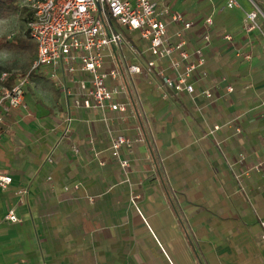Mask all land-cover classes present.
I'll return each mask as SVG.
<instances>
[{
  "label": "crops",
  "instance_id": "crops-1",
  "mask_svg": "<svg viewBox=\"0 0 264 264\" xmlns=\"http://www.w3.org/2000/svg\"><path fill=\"white\" fill-rule=\"evenodd\" d=\"M237 2L164 0L192 23L167 26L172 43L186 41V64L204 56L195 96L163 86L161 69L177 76L168 61L148 72L149 44L125 29L103 67L118 73L108 85L124 114L75 105L87 74L36 70L0 133V172L12 179L0 188V264H201L177 212L205 264H264V0ZM256 7L260 29L247 32ZM110 132L139 140L121 151L127 170Z\"/></svg>",
  "mask_w": 264,
  "mask_h": 264
},
{
  "label": "built area",
  "instance_id": "built-area-1",
  "mask_svg": "<svg viewBox=\"0 0 264 264\" xmlns=\"http://www.w3.org/2000/svg\"><path fill=\"white\" fill-rule=\"evenodd\" d=\"M25 6L34 12V17L27 24V31L37 44V55L31 70L20 77L13 89H4L0 96V133L5 123V116L11 110L25 107V90L30 82L31 73L44 66L56 70L64 68L70 74L80 71L89 76V88L77 107L101 109L126 113L128 106L117 101L120 91L108 85V81L118 77L117 71H104V51L126 43V38L119 30L139 32L143 41L149 44L153 60L146 65L147 71L155 69L158 61H168L170 69L177 73L176 78L165 75L161 69L158 74L163 86L177 94L187 93L195 96L196 89L190 83L193 75L204 64L200 50L195 52L196 61L189 62L190 53L186 50V41L179 34L180 40L172 43L167 35L168 22L180 23L189 30L192 23L185 21L183 15L174 13L164 0H26ZM237 0H228V7H238ZM258 7L247 15L244 28L247 32L260 29ZM208 29L213 25L212 18L205 19ZM226 40L232 41L230 36ZM209 41V35L205 36ZM178 54V58L175 55ZM241 57V55H239ZM249 60V55H244ZM77 66H79L77 68ZM130 74H139L141 69L129 67ZM4 73L1 80L8 78ZM230 91H232L230 89ZM206 98L212 99V93L204 91ZM139 140L110 132V150L123 170L130 168L129 160L121 157L123 149L131 150ZM12 179L0 172V188L7 189ZM9 220L19 222L14 212ZM262 241L264 243V220L261 221Z\"/></svg>",
  "mask_w": 264,
  "mask_h": 264
},
{
  "label": "trees",
  "instance_id": "trees-1",
  "mask_svg": "<svg viewBox=\"0 0 264 264\" xmlns=\"http://www.w3.org/2000/svg\"><path fill=\"white\" fill-rule=\"evenodd\" d=\"M20 1L21 0H0V18L9 17L12 14L18 13L22 9L23 13L26 15V22L28 23L29 21H31L34 17V12L27 8L25 4L24 6H22V8H20ZM0 48H8L10 51H16L22 56L21 62L18 64L20 72L15 69L4 68L0 66V85L4 89L11 90L16 85L18 79L20 77L26 76V74L31 70L37 55V44L30 36L29 31L26 30L15 35L8 41L1 42ZM4 73H8L9 76L8 78H6V80L2 81L1 77ZM35 74L36 71H33L31 73V78L35 76ZM177 213L179 215L182 226L184 227L189 239L191 240V243L193 244L195 254L197 255L200 263L205 264L204 259L202 258V255L196 246L193 235L187 228L188 226H186L183 215L180 212Z\"/></svg>",
  "mask_w": 264,
  "mask_h": 264
},
{
  "label": "rangeland",
  "instance_id": "rangeland-1",
  "mask_svg": "<svg viewBox=\"0 0 264 264\" xmlns=\"http://www.w3.org/2000/svg\"><path fill=\"white\" fill-rule=\"evenodd\" d=\"M26 1L19 2L20 8L24 6ZM26 15L22 9L9 17L0 18V43L10 40L15 35L27 30ZM22 56L16 51H10L8 48H0V66L4 68L19 69V63Z\"/></svg>",
  "mask_w": 264,
  "mask_h": 264
}]
</instances>
